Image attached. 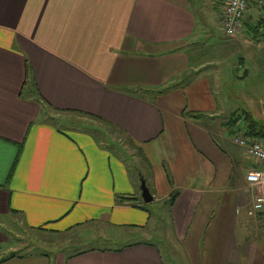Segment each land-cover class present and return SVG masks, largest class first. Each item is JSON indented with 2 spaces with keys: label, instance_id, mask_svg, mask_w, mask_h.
<instances>
[{
  "label": "crops",
  "instance_id": "1",
  "mask_svg": "<svg viewBox=\"0 0 264 264\" xmlns=\"http://www.w3.org/2000/svg\"><path fill=\"white\" fill-rule=\"evenodd\" d=\"M262 7L250 0L241 31L255 33ZM194 38L196 15L186 0H0V264H264V207L247 213L253 191L245 179L264 164L252 157L247 166L228 146L234 133L225 127L235 111L229 122L220 119L224 144L198 123L207 114L182 113L208 112L192 99L217 104L207 79L191 78ZM48 109L96 119L146 147L154 201L177 191L166 204L167 261L143 238L151 215L138 200L118 199L139 194L117 150L99 142L116 138L76 124L74 132L63 129ZM243 112L264 121L260 104ZM9 220L60 231L98 220L117 244L74 255L11 253L2 247Z\"/></svg>",
  "mask_w": 264,
  "mask_h": 264
},
{
  "label": "rangeland",
  "instance_id": "2",
  "mask_svg": "<svg viewBox=\"0 0 264 264\" xmlns=\"http://www.w3.org/2000/svg\"><path fill=\"white\" fill-rule=\"evenodd\" d=\"M187 4L196 15V38H194L195 46L189 49L190 64L192 68L191 78L194 79L199 75L200 78L207 79L209 86L212 88L214 96H216L217 104L202 103L195 99L191 100L192 105L202 107V110L208 111V116L200 119V126L207 129L208 132L216 134L218 141L220 139L217 129L219 128L220 119L228 118L231 115L234 122L243 126L244 119L247 113L243 109H252V106H264V39L258 35H254L252 31L245 29L240 30L234 36H228L225 31L220 28L222 11L227 0H186ZM206 20L207 28L216 26V29L207 30L203 24ZM243 58L244 62L241 67H238V60ZM248 68V74L243 76L242 71ZM197 70L194 72L193 70ZM239 75L240 77H236ZM242 76V77H241ZM202 82L198 85L201 89ZM144 91V90H142ZM253 102H257L253 104ZM229 111L224 113L223 111ZM214 111V112H209ZM48 112L54 114L52 122L54 125L60 126L63 129L73 131L72 126L77 125L80 130H88L94 133L96 137L99 134L95 132L108 131L115 143H109L108 137L99 139L100 144L105 149H116L118 157L126 163L130 175L136 180V192L139 194V179L140 175L146 178V183L150 185V190L156 192V187L152 183V179L156 182V170L152 169L150 158L147 155L145 146H134L124 133L114 127H106L96 119H90L76 114H67L59 111ZM227 115V116H226ZM256 115V114H255ZM254 115V116H255ZM257 117V116H256ZM185 119H189L184 117ZM258 118V117H257ZM226 133H229L230 126H226ZM233 131V141L227 139V144L231 150L237 152V156L244 158L245 164L248 166L253 162L251 156L245 155L243 149L234 143V136L241 134L237 125L231 126ZM74 132V131H73ZM100 145V146H101ZM238 146V147H237ZM230 150V151H231ZM147 153V154H146ZM242 156V157H241ZM166 181L172 186L171 170L166 163L163 164ZM160 199L144 203V208L150 217L147 234L144 239H149L157 243L163 253L164 259L168 260V248L166 239L169 236L170 225L168 216L167 203ZM143 208V207H142ZM143 208V209H144ZM97 216V215H96ZM98 217V216H97ZM102 222V221H101ZM76 225V224H74ZM5 227L8 232V241L3 244L4 249L14 253H41L45 252L49 255H54V249H88V248H103L112 247L113 243L109 238V232L104 228V224L99 221H87L80 225H76V229L63 233V237H56L57 233L50 231L58 229V226H41L43 228L31 229L21 227L18 222L6 223ZM60 227H66L60 224ZM55 228V229H54ZM66 236H70V241ZM142 239L136 236L132 239ZM69 246L68 248H65ZM15 247V249H12Z\"/></svg>",
  "mask_w": 264,
  "mask_h": 264
},
{
  "label": "built area",
  "instance_id": "3",
  "mask_svg": "<svg viewBox=\"0 0 264 264\" xmlns=\"http://www.w3.org/2000/svg\"><path fill=\"white\" fill-rule=\"evenodd\" d=\"M250 0H227L221 18V27L228 36L239 33ZM259 6H264V0H257ZM234 142L241 146L248 156L264 164V141L255 137L238 134ZM246 182L252 188L253 199L247 213L254 215L264 207V169L252 168L247 171Z\"/></svg>",
  "mask_w": 264,
  "mask_h": 264
},
{
  "label": "trees",
  "instance_id": "4",
  "mask_svg": "<svg viewBox=\"0 0 264 264\" xmlns=\"http://www.w3.org/2000/svg\"><path fill=\"white\" fill-rule=\"evenodd\" d=\"M254 31H255V33H254L255 35L262 36V38L264 39V6L262 7L261 16L259 17V19L257 21V24L254 27ZM182 113H183L184 117L190 118V119H200V118H203V117L206 116L205 113L198 112V111L183 110ZM87 118H89V117H87ZM230 122H231V120H230ZM230 122L227 125L231 127V125H234V124H231ZM238 130L241 131L242 135L255 137V138H257V139H259L261 141H264V121L255 119L254 117L250 116L249 114H247V117L244 119L243 126H240V128H238ZM18 153H19V150H18ZM9 174H11V171H10ZM176 196H177V191H174V192L171 191L170 195L166 199V203H167L168 206L172 205V203L175 200ZM118 199L120 201H124V200H130V201L131 200H138L140 202V204H141L140 207L144 208V206H143L144 203L141 201L139 196L138 197H134V196L121 195V196H118ZM100 222L101 221H99V223ZM76 225L80 226V225H82V223H78ZM72 227H74V226H72ZM72 227H69V228L61 230V231L60 230H52V229L50 231L56 232L57 233L56 237L62 238L63 237V233H67V232H70V231L73 230ZM40 228H43V227L40 226L38 229H40ZM43 229H45V228H43ZM65 238H68V241H70L71 237L70 236H66ZM111 241L113 243L112 246L117 244V243L114 242V240H111ZM130 243L131 242L125 243V244L123 243V246L129 245ZM119 245H122V244H119ZM68 247L69 246H66L65 248H68ZM56 251H62L64 253H67V254H70V255H74V254H78V253L83 252L84 249H76V248L64 249V247H63V248H61V250L54 249V252H56ZM42 253L48 254V253H45V252H42ZM12 255L13 254H11L9 256H12Z\"/></svg>",
  "mask_w": 264,
  "mask_h": 264
},
{
  "label": "water",
  "instance_id": "5",
  "mask_svg": "<svg viewBox=\"0 0 264 264\" xmlns=\"http://www.w3.org/2000/svg\"><path fill=\"white\" fill-rule=\"evenodd\" d=\"M139 197L143 203H148L154 200L152 193L150 192L149 186L143 176L140 175L139 179Z\"/></svg>",
  "mask_w": 264,
  "mask_h": 264
}]
</instances>
